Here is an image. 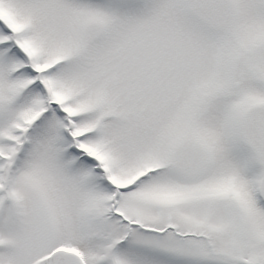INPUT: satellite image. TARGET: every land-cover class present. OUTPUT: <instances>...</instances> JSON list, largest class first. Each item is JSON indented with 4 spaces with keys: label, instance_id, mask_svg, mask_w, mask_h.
Returning a JSON list of instances; mask_svg holds the SVG:
<instances>
[{
    "label": "snow or ice",
    "instance_id": "6c2138e0",
    "mask_svg": "<svg viewBox=\"0 0 264 264\" xmlns=\"http://www.w3.org/2000/svg\"><path fill=\"white\" fill-rule=\"evenodd\" d=\"M0 264H264V0H0Z\"/></svg>",
    "mask_w": 264,
    "mask_h": 264
}]
</instances>
